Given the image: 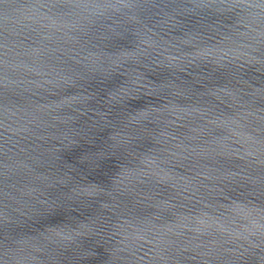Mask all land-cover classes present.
<instances>
[{"label": "water", "instance_id": "95a60500", "mask_svg": "<svg viewBox=\"0 0 264 264\" xmlns=\"http://www.w3.org/2000/svg\"><path fill=\"white\" fill-rule=\"evenodd\" d=\"M0 264H264V0H0Z\"/></svg>", "mask_w": 264, "mask_h": 264}]
</instances>
